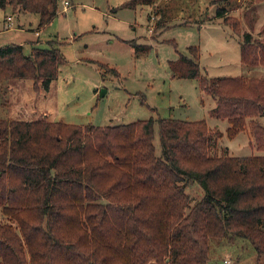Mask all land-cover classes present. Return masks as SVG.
Wrapping results in <instances>:
<instances>
[{
  "label": "trees",
  "instance_id": "1",
  "mask_svg": "<svg viewBox=\"0 0 264 264\" xmlns=\"http://www.w3.org/2000/svg\"><path fill=\"white\" fill-rule=\"evenodd\" d=\"M7 3L37 12L40 27L58 9V0H0L1 7ZM225 12L216 9L241 33L240 22ZM188 52L168 61L172 74L198 79L215 99L209 115L227 120L228 137L249 118L256 148L264 150V123L257 118L264 116V78L204 75L199 46ZM240 59L264 66V37L243 31ZM64 62L52 39L28 54L22 44L6 43L0 80L31 78L36 90H47ZM210 144L205 119L79 125L0 117V264H205L210 240L232 234L264 254V154H215ZM194 184L202 194L193 200L186 188Z\"/></svg>",
  "mask_w": 264,
  "mask_h": 264
},
{
  "label": "rangeland",
  "instance_id": "2",
  "mask_svg": "<svg viewBox=\"0 0 264 264\" xmlns=\"http://www.w3.org/2000/svg\"><path fill=\"white\" fill-rule=\"evenodd\" d=\"M125 1L67 0L65 4L58 0L56 15L43 27L38 25L37 12L19 10L11 3L0 6V45L20 43L28 54L33 46L45 47L52 39L65 58L47 90H36L31 78L0 80V117L46 118L79 125L149 117L205 119L211 131V153L264 154L256 148L249 118L242 131L228 137L227 120L209 115L214 97L201 90L197 78L174 76L168 62L179 54L189 55V45H198L202 74L264 78V66H247L240 59L243 31L264 37L259 32L264 1L151 0L134 7L124 6ZM217 7H224L225 15L240 22L241 33L216 15ZM127 40L149 47L137 49ZM257 118L264 123V116ZM154 142L159 151L157 124ZM186 190L193 200L202 194L197 184ZM224 260L264 264V254L258 255L243 236L211 239L205 264H226Z\"/></svg>",
  "mask_w": 264,
  "mask_h": 264
},
{
  "label": "built area",
  "instance_id": "3",
  "mask_svg": "<svg viewBox=\"0 0 264 264\" xmlns=\"http://www.w3.org/2000/svg\"><path fill=\"white\" fill-rule=\"evenodd\" d=\"M64 2H65V4H68L67 0H64ZM9 19H10V17H9ZM224 262H225L226 264H230V260H224Z\"/></svg>",
  "mask_w": 264,
  "mask_h": 264
},
{
  "label": "crops",
  "instance_id": "4",
  "mask_svg": "<svg viewBox=\"0 0 264 264\" xmlns=\"http://www.w3.org/2000/svg\"><path fill=\"white\" fill-rule=\"evenodd\" d=\"M0 24H1V22H0ZM12 28H13V27H12ZM7 29H9V28H7ZM37 32H38V29L35 30V33H37Z\"/></svg>",
  "mask_w": 264,
  "mask_h": 264
},
{
  "label": "water",
  "instance_id": "5",
  "mask_svg": "<svg viewBox=\"0 0 264 264\" xmlns=\"http://www.w3.org/2000/svg\"><path fill=\"white\" fill-rule=\"evenodd\" d=\"M101 94V93H100Z\"/></svg>",
  "mask_w": 264,
  "mask_h": 264
}]
</instances>
